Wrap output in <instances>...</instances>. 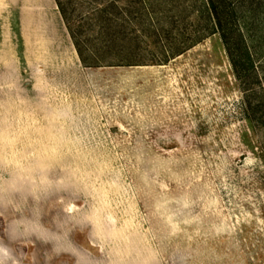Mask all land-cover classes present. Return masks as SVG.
Returning a JSON list of instances; mask_svg holds the SVG:
<instances>
[{
	"label": "rangeland",
	"instance_id": "rangeland-1",
	"mask_svg": "<svg viewBox=\"0 0 264 264\" xmlns=\"http://www.w3.org/2000/svg\"><path fill=\"white\" fill-rule=\"evenodd\" d=\"M256 40L246 79L219 34L161 65L90 68L76 49H37L33 80L0 90V236L24 242L0 245V264H43L27 237L45 228L89 248L105 226L164 264H264Z\"/></svg>",
	"mask_w": 264,
	"mask_h": 264
},
{
	"label": "trees",
	"instance_id": "trees-1",
	"mask_svg": "<svg viewBox=\"0 0 264 264\" xmlns=\"http://www.w3.org/2000/svg\"><path fill=\"white\" fill-rule=\"evenodd\" d=\"M55 1L84 67L166 64L219 34L235 75L257 73L264 0Z\"/></svg>",
	"mask_w": 264,
	"mask_h": 264
},
{
	"label": "crops",
	"instance_id": "crops-1",
	"mask_svg": "<svg viewBox=\"0 0 264 264\" xmlns=\"http://www.w3.org/2000/svg\"><path fill=\"white\" fill-rule=\"evenodd\" d=\"M48 46L61 52L70 49L76 60L75 46L55 0H0V90L18 89L21 77L32 81L37 65L35 51ZM38 57L41 65L51 60L47 53ZM20 228L16 229L18 235ZM45 230L38 239L27 237V244L36 249L44 245L40 258L32 256L43 264H164L156 252L141 253L140 245L110 236L113 229L109 226L93 231L97 236L91 237L89 248L70 237L68 228ZM5 242L0 236V245H24L22 238Z\"/></svg>",
	"mask_w": 264,
	"mask_h": 264
}]
</instances>
